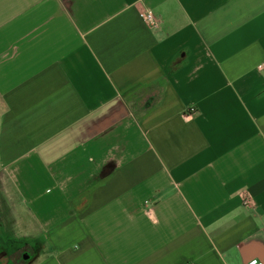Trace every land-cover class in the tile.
I'll return each mask as SVG.
<instances>
[{
  "label": "crops",
  "instance_id": "0c3cea01",
  "mask_svg": "<svg viewBox=\"0 0 264 264\" xmlns=\"http://www.w3.org/2000/svg\"><path fill=\"white\" fill-rule=\"evenodd\" d=\"M263 64L264 0H0V264L264 260Z\"/></svg>",
  "mask_w": 264,
  "mask_h": 264
},
{
  "label": "built area",
  "instance_id": "2783aa9c",
  "mask_svg": "<svg viewBox=\"0 0 264 264\" xmlns=\"http://www.w3.org/2000/svg\"><path fill=\"white\" fill-rule=\"evenodd\" d=\"M141 19H143L145 22L149 24H154L155 22V17L151 11H144L140 14ZM260 69L264 68V64L259 67ZM251 201L249 197L244 198V205L248 206L250 205ZM247 264H264V260H253Z\"/></svg>",
  "mask_w": 264,
  "mask_h": 264
},
{
  "label": "rangeland",
  "instance_id": "374dc122",
  "mask_svg": "<svg viewBox=\"0 0 264 264\" xmlns=\"http://www.w3.org/2000/svg\"><path fill=\"white\" fill-rule=\"evenodd\" d=\"M137 102H138V101H136V102L134 101L135 104H137ZM135 104H134V105H135Z\"/></svg>",
  "mask_w": 264,
  "mask_h": 264
}]
</instances>
